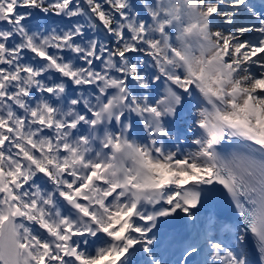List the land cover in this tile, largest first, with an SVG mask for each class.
I'll return each instance as SVG.
<instances>
[{"label": "snow or ice", "instance_id": "snow-or-ice-1", "mask_svg": "<svg viewBox=\"0 0 264 264\" xmlns=\"http://www.w3.org/2000/svg\"><path fill=\"white\" fill-rule=\"evenodd\" d=\"M0 264H264V0H0Z\"/></svg>", "mask_w": 264, "mask_h": 264}]
</instances>
